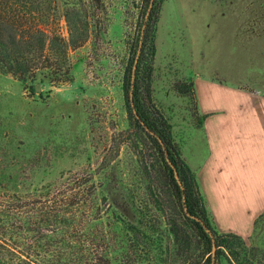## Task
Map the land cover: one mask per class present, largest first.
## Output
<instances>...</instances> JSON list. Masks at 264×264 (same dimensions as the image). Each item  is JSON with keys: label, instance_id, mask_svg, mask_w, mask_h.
<instances>
[{"label": "rangeland", "instance_id": "1", "mask_svg": "<svg viewBox=\"0 0 264 264\" xmlns=\"http://www.w3.org/2000/svg\"><path fill=\"white\" fill-rule=\"evenodd\" d=\"M54 1L57 13L42 26L67 39L61 14L67 0ZM79 2L86 8L90 33L81 47L68 50L71 67L67 81H49L43 78V70L33 78L0 70V199L43 184L58 189L72 175H92L93 182L99 184L97 195L92 203L88 199L84 204L80 225L86 224V229L78 232L85 240L92 234L99 237L98 242L93 241L96 246L91 258L84 256L82 264H147L135 252L123 257L100 249L103 238L116 239L117 235L102 231L101 224L94 225L111 221L102 209L110 193L121 199L129 188L145 191L149 185L136 162L146 151L125 133L128 119L122 87L142 3ZM249 21L234 17L225 0H164L160 6L154 38L153 96L169 119L173 138L191 169L208 155L206 136L198 126L200 117L190 92L176 89L184 90L183 82L193 85L194 65L203 72L216 69L224 76L231 69L240 72L242 53L231 47L255 38L238 31L250 27ZM96 207L100 214L94 212ZM232 213L231 218H225L223 212L214 211L210 217L223 229L239 228L243 215ZM254 248L258 251L253 255L244 257L238 249L237 259L227 255L220 264H264V251Z\"/></svg>", "mask_w": 264, "mask_h": 264}, {"label": "trees", "instance_id": "2", "mask_svg": "<svg viewBox=\"0 0 264 264\" xmlns=\"http://www.w3.org/2000/svg\"><path fill=\"white\" fill-rule=\"evenodd\" d=\"M163 1L141 0L140 22L122 85L128 119L125 133L146 151L136 162L149 185L145 191L129 188L121 199L110 193L102 209L111 221L94 225L101 224L102 231L117 236L97 244L116 256L135 252L147 264H220L227 255L237 259L238 249L244 257L253 255L258 249L248 248L239 235L216 230L195 174L173 138L172 125L155 103L154 38ZM63 4L67 39L42 26L57 13L56 1L0 0L1 71L33 78L43 70V78L49 81L69 79L68 50L87 41L90 24L79 0ZM182 86L186 88L176 90L190 92L195 101L192 83ZM98 186L92 175H72L61 188L43 184L0 199V264H82L84 256L91 258L93 241L98 242L99 236L92 234L85 240L78 231L86 229V224L80 225L84 204L88 199L93 202ZM94 212L100 214L99 208Z\"/></svg>", "mask_w": 264, "mask_h": 264}, {"label": "crops", "instance_id": "3", "mask_svg": "<svg viewBox=\"0 0 264 264\" xmlns=\"http://www.w3.org/2000/svg\"><path fill=\"white\" fill-rule=\"evenodd\" d=\"M225 1L234 17L250 20L238 31L255 38L231 47L242 53L240 72L224 76L194 65L195 109L208 155L192 171L210 215H243L239 228L223 229L214 219L216 230L264 251V0Z\"/></svg>", "mask_w": 264, "mask_h": 264}, {"label": "water", "instance_id": "4", "mask_svg": "<svg viewBox=\"0 0 264 264\" xmlns=\"http://www.w3.org/2000/svg\"><path fill=\"white\" fill-rule=\"evenodd\" d=\"M35 90H36V91H39V90H40V86H39V84H36V85H35Z\"/></svg>", "mask_w": 264, "mask_h": 264}]
</instances>
